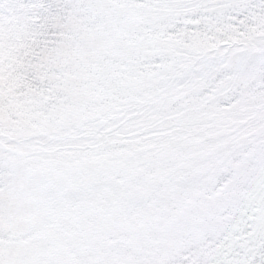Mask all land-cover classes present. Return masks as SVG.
Instances as JSON below:
<instances>
[{"label":"snow or ice","instance_id":"6c2138e0","mask_svg":"<svg viewBox=\"0 0 264 264\" xmlns=\"http://www.w3.org/2000/svg\"><path fill=\"white\" fill-rule=\"evenodd\" d=\"M0 264H264V0H0Z\"/></svg>","mask_w":264,"mask_h":264}]
</instances>
